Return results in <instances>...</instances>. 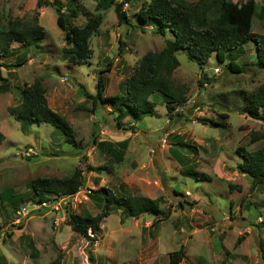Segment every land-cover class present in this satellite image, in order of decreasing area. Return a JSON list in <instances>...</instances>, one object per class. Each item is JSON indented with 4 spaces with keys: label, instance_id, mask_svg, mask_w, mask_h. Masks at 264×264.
I'll use <instances>...</instances> for the list:
<instances>
[{
    "label": "rangeland",
    "instance_id": "rangeland-1",
    "mask_svg": "<svg viewBox=\"0 0 264 264\" xmlns=\"http://www.w3.org/2000/svg\"><path fill=\"white\" fill-rule=\"evenodd\" d=\"M47 1L54 0H0L1 25L16 18L27 24L37 20L46 32L39 48L23 49L13 43L12 56L2 60L8 65L26 59L24 65L0 68V133L4 136L0 251L14 256L16 264H170L169 255L183 247L184 257L178 264H264L260 248H264V182L254 186L250 177L238 172L242 159L236 153L240 147L251 152L264 145V140H250L251 133L264 132L263 125L240 114L245 95L264 83V72L251 66L255 44L244 45L239 54L237 63L246 66L238 75L228 73L227 62L219 64L214 55L199 69L183 52L177 53L180 65L171 81L183 88L186 103L168 114L158 97L153 115L137 122L119 116L121 129H117L120 110L110 103L92 110L84 95H95L102 70L106 71L102 96L122 95L123 82L139 60L147 52L162 50L170 34L158 36L152 23L139 22L137 13L150 0L125 3L122 9L129 24L122 26L114 11L122 0H56L62 6L59 14L55 7L43 5ZM232 1L239 9L253 1L258 19H253L251 32L263 39L264 0ZM68 9L76 12L75 18L68 16ZM58 16L77 27H83L89 17H100V26L89 39L93 55L87 64L71 65L63 56L65 32ZM35 81L46 89L48 107L70 125L74 144H67L50 125L31 126L23 133L20 123L8 114V108L20 104L23 86ZM99 142L112 145L117 155L98 148ZM170 151L181 156V164ZM75 168L83 171V186L60 203L64 211L95 217L101 206L89 194L85 199L84 193L105 188L117 196L159 199L161 213L169 218L159 221L161 217L143 216L121 224V210L112 208L93 244L64 224L65 214L57 228L55 215L46 211L18 219L16 213L23 205L35 203L33 180L64 178ZM190 171L210 180L195 182L184 176ZM20 235L18 243L14 238ZM23 235L30 240H22ZM88 235L93 236L90 231ZM24 243L29 248L22 249ZM0 264H7L1 254Z\"/></svg>",
    "mask_w": 264,
    "mask_h": 264
},
{
    "label": "trees",
    "instance_id": "trees-1",
    "mask_svg": "<svg viewBox=\"0 0 264 264\" xmlns=\"http://www.w3.org/2000/svg\"><path fill=\"white\" fill-rule=\"evenodd\" d=\"M132 0H122L115 5L114 11L119 26L129 24L124 14L123 5ZM39 7L41 3H37ZM238 3L232 0H200L189 4L183 0H150L149 4H143L137 13L140 23H152L156 35L164 37L166 33L170 38L166 39L165 46L158 52H147L138 62L131 76L123 82V94L103 97L105 89L102 70L98 73L95 85V95L85 94L90 100L92 110H96L99 104L110 103L120 110L115 118L117 129H121L120 120L132 118L134 122L141 117L153 115L158 97L162 98L166 112L172 113L175 107L186 103L185 91L180 86L173 85L171 77L180 63L176 54L183 52L186 58L195 63L199 69H203L208 60L214 55L219 64H224L228 73L241 74L246 65L237 63L238 56L243 52L244 45L252 42L255 44V58L251 66L264 72V38L257 39L251 32L254 18L258 19L253 1L246 9H239ZM45 7H55L59 14L62 6L56 0L45 2ZM68 16L76 17L74 10L68 9ZM68 25L65 26V24ZM100 17H89L83 27L70 25L61 16H58V24L64 35L66 47L62 53L71 65L82 66L92 58V50L89 47L90 37L100 26ZM45 30L37 20L24 23L16 18L7 25L0 23V68L13 69L24 65L27 61L20 60L15 64H3L2 60L12 56L11 46L17 43L23 49L31 47L39 48L45 38ZM1 76V73H0ZM46 89L40 82L35 81L24 85L20 93V104L14 108H8L7 112L15 121L20 123L23 133L31 126L42 124L50 125L59 130L66 138V143L74 144L73 130L64 117L51 110L45 98ZM245 106L240 111L252 120L260 122L264 127V83L254 92L245 95ZM120 116V118H119ZM214 128L220 125L213 124ZM4 136L0 133V144ZM251 142L264 140L263 133H251ZM98 148H105L111 155H117L112 145L104 142L97 143ZM176 157L178 163H182L181 156L170 151ZM242 161L237 165L240 174L250 177L254 186L264 182V145L255 151H247L240 147L236 151ZM119 159L120 154L118 155ZM184 176L197 181L210 180L209 176L190 171ZM84 182L83 171L75 168L73 172L64 178H37L31 182L32 202H42L48 197L66 198L74 196L82 188ZM89 198L101 206V211L95 217H80L65 210L64 224L73 232L85 239L89 244L96 241L100 225L105 220L112 208L121 210L120 223L125 220H138L143 216L153 218L161 217L159 221H165L169 214L160 211V200L145 197L117 196L113 191L101 188L90 191ZM153 226V224L151 225ZM264 227V223H261ZM93 234L92 237L88 232ZM263 251L264 248L260 246ZM184 257L183 247L169 255L170 264H178ZM89 259L91 260L90 256ZM264 263V256L261 258ZM139 264V263H132Z\"/></svg>",
    "mask_w": 264,
    "mask_h": 264
},
{
    "label": "built area",
    "instance_id": "built-area-1",
    "mask_svg": "<svg viewBox=\"0 0 264 264\" xmlns=\"http://www.w3.org/2000/svg\"><path fill=\"white\" fill-rule=\"evenodd\" d=\"M163 142H165V140H163ZM89 193H90L89 191H85L84 193L85 199ZM64 200H67V199L66 198H55L54 201L35 202L33 204L23 205L20 208V210L16 213V215L18 216V219H21V218H25L29 216L30 213H34V212L38 213V212L46 211L48 213H52L55 215L54 226L57 228L59 227L60 223H62L63 218H64L65 211L63 207L60 205V203L64 202ZM59 216L61 218V221H60Z\"/></svg>",
    "mask_w": 264,
    "mask_h": 264
},
{
    "label": "crops",
    "instance_id": "crops-1",
    "mask_svg": "<svg viewBox=\"0 0 264 264\" xmlns=\"http://www.w3.org/2000/svg\"><path fill=\"white\" fill-rule=\"evenodd\" d=\"M43 12V11H42ZM41 12V13H42ZM46 35V34H45ZM41 79V78H40ZM57 112V111H56ZM24 237L22 238V240H24L25 242L27 241V240H30V236H26V235H23ZM22 236L20 235V237H18V238H14V239H16V241H18V243H19V241H20V238H21ZM25 244V243H24ZM31 246V245H30ZM26 249V248H29V247H27V244H25L24 246H23V248L22 249ZM6 253H9V252H2V251H0V254H1V256L4 258V260L6 261V263L7 264H16V262H15V260H14V256H12L10 253L9 254H6ZM31 256V255H30Z\"/></svg>",
    "mask_w": 264,
    "mask_h": 264
}]
</instances>
